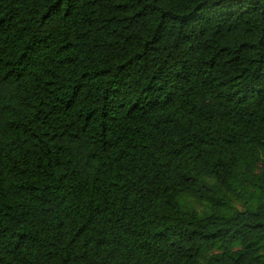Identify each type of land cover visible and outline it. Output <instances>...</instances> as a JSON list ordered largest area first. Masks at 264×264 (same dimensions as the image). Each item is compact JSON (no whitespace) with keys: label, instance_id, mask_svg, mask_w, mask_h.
I'll return each mask as SVG.
<instances>
[{"label":"trees","instance_id":"trees-1","mask_svg":"<svg viewBox=\"0 0 264 264\" xmlns=\"http://www.w3.org/2000/svg\"><path fill=\"white\" fill-rule=\"evenodd\" d=\"M0 264H264V0H0Z\"/></svg>","mask_w":264,"mask_h":264},{"label":"rangeland","instance_id":"rangeland-1","mask_svg":"<svg viewBox=\"0 0 264 264\" xmlns=\"http://www.w3.org/2000/svg\"><path fill=\"white\" fill-rule=\"evenodd\" d=\"M259 170H260V165L256 164L254 167V172L257 173V172H259Z\"/></svg>","mask_w":264,"mask_h":264}]
</instances>
